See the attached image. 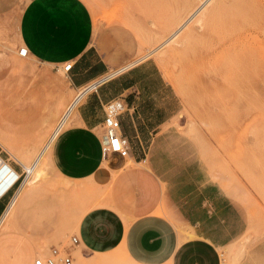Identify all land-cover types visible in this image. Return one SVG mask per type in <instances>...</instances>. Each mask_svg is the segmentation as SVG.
Listing matches in <instances>:
<instances>
[{
  "label": "rangeland",
  "instance_id": "obj_1",
  "mask_svg": "<svg viewBox=\"0 0 264 264\" xmlns=\"http://www.w3.org/2000/svg\"><path fill=\"white\" fill-rule=\"evenodd\" d=\"M84 1L95 18V42L107 39V49L122 57L111 75L154 60L183 100L182 109L164 126L165 144L155 148L154 158L167 167L188 164L202 170L205 179L217 182L242 208L249 225L246 240L264 236V80L263 67L258 73L255 69L264 63V0H258L262 9L249 38L233 32L232 5L201 17L208 5L202 0ZM190 11L196 14L189 19ZM21 45L0 34V155L17 167L34 162L81 90L73 87L64 64L21 56ZM60 100L61 109L49 114ZM96 130L102 135V127ZM43 168L44 175L34 178L32 186H26V176L16 191L17 204L0 228V264H34L37 254L49 251V242L8 245L7 230H25L24 224L38 229L43 221L73 226L80 214L107 197L106 187L93 178L72 186L55 166ZM72 233L61 246L69 245Z\"/></svg>",
  "mask_w": 264,
  "mask_h": 264
},
{
  "label": "crops",
  "instance_id": "obj_2",
  "mask_svg": "<svg viewBox=\"0 0 264 264\" xmlns=\"http://www.w3.org/2000/svg\"><path fill=\"white\" fill-rule=\"evenodd\" d=\"M95 30L84 0H0L1 35L26 45L35 59L74 62L73 87L93 86L73 124L55 135L50 164L72 186L93 178L107 192L73 226L24 224L25 230L5 232L8 245L49 242L50 251L73 231L79 238L70 247L74 264H225L224 258L228 264H264V236L246 240L245 213L217 182L193 165L167 167L154 158L155 148L165 144L164 126L183 106L173 84L151 59L111 75L122 57L107 49V39L95 42ZM114 97L126 104L120 120L130 155L115 153L110 159L96 128ZM18 188L0 197V221Z\"/></svg>",
  "mask_w": 264,
  "mask_h": 264
},
{
  "label": "built area",
  "instance_id": "obj_3",
  "mask_svg": "<svg viewBox=\"0 0 264 264\" xmlns=\"http://www.w3.org/2000/svg\"><path fill=\"white\" fill-rule=\"evenodd\" d=\"M19 54L28 56L29 48L26 45L20 46ZM73 64L72 61L66 62L64 64L65 71L69 72ZM125 107L126 104L121 97H114L104 105L105 117L102 123V151L104 156L115 153L121 156L130 155L129 140L122 132L120 120V114L125 110ZM27 174L28 172L22 165L16 167L8 158H0V197L12 188L20 186ZM78 241V236L72 235L69 245L51 246L48 254H41L35 258L34 264H74V256L70 247Z\"/></svg>",
  "mask_w": 264,
  "mask_h": 264
},
{
  "label": "bare ground",
  "instance_id": "obj_4",
  "mask_svg": "<svg viewBox=\"0 0 264 264\" xmlns=\"http://www.w3.org/2000/svg\"><path fill=\"white\" fill-rule=\"evenodd\" d=\"M188 1V0H187ZM192 1V0H191ZM204 2L203 5H207L205 7V9L202 11V15L201 17H205L207 16V14L209 12H211L213 9L215 8H221L224 9L225 7L232 5L233 8L232 10L228 13V15L230 16V23H231V27L233 29V32H237V33H244L246 35L247 38H249L250 36H252L251 33V29H253L254 27L256 28V26L254 25L255 23V17L256 14L259 13V11L262 9V6L260 4V2L258 0H202ZM185 3V1H184ZM183 3V4H184ZM190 3V2H189ZM185 5V4H184ZM189 5V4H187ZM185 5V6H187ZM201 6V5H200ZM183 8V6H182ZM186 10V7H184ZM196 8V7H195ZM198 8V7H197ZM200 8V7H199ZM184 10V9H183ZM195 10V9H193ZM200 10V9H199ZM198 10V11H199ZM214 11V10H213ZM184 13V11H183ZM190 13L192 14V12L190 11ZM189 13V14H190ZM177 14V13H176ZM182 14V13H181ZM196 14L193 13L189 19L191 17H193ZM213 14V13H212ZM186 22H188L186 20ZM254 25V27H253ZM263 30H264V25H262ZM264 33V32H263ZM263 37V36H262ZM259 38V36H258ZM264 39V38H263ZM259 41V40H258ZM264 41V40H263ZM250 42V40H249ZM261 42V41H259ZM254 43V42H253ZM257 43V41H256ZM251 45V44H250ZM256 47V46H255ZM262 47V48H261ZM261 51L264 52V43L263 45H261ZM258 50V47H256ZM263 57V58H262ZM261 58L263 59L264 62V56H262ZM261 59V60H262ZM262 63V62H261ZM263 64V65H262ZM260 65L255 66V69L258 73V69L259 67H263V75L261 76L259 73L258 75L261 76V78L264 80V63H262ZM126 67V66H125ZM124 68V67H123ZM93 86L91 87H87V88H80L81 90L78 92L76 98H75V102L69 107V109L67 110L63 120L61 121L60 125L58 127L55 128L53 134L50 136V138L48 140L45 141V143L43 144L42 148L37 152L36 154V158L34 160V162L31 165H26L24 164L22 161H20V163L22 165H24V167L26 168V171L28 172L27 174V180H26V186L27 185H31L34 182V178H37L41 175H44V171H43V166L46 163H50V152H51V148H52V143H53V139L55 137V135L62 130L63 128H65V126H70L73 124L74 119H75V115H76V107L78 102H80L83 97L89 92V90H91ZM257 91V90H256ZM62 105H64V102L62 100L57 101L56 105L53 106V108L51 109L49 114L52 113H57V111H59L62 107ZM62 118V117H61ZM76 124V123H75ZM2 146V144H1ZM5 146V145H4ZM3 146V147H4ZM7 148V147H6ZM5 148V149H6ZM9 150V149H8ZM11 152V150H10ZM13 154V153H12ZM0 158H2L0 156ZM18 160V159H17ZM36 183V182H35ZM33 185V184H32ZM31 185V186H32ZM23 195V193H22ZM18 196H19V192L15 195V197L13 198L12 202L10 203L8 209L6 210L3 218L0 221V228L3 225L4 221H7V218L11 215V213L13 212L16 204H17V200H18ZM100 202V201H99ZM5 227V226H4ZM41 249V248H40Z\"/></svg>",
  "mask_w": 264,
  "mask_h": 264
}]
</instances>
